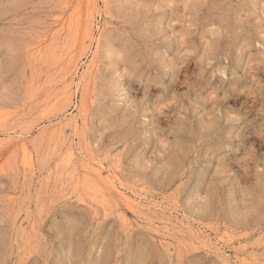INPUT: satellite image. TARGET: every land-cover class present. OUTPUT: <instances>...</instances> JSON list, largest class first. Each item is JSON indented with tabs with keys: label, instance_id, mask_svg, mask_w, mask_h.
<instances>
[{
	"label": "rangeland",
	"instance_id": "374dc122",
	"mask_svg": "<svg viewBox=\"0 0 264 264\" xmlns=\"http://www.w3.org/2000/svg\"><path fill=\"white\" fill-rule=\"evenodd\" d=\"M0 264H264V0H0Z\"/></svg>",
	"mask_w": 264,
	"mask_h": 264
},
{
	"label": "bare ground",
	"instance_id": "6f19581e",
	"mask_svg": "<svg viewBox=\"0 0 264 264\" xmlns=\"http://www.w3.org/2000/svg\"><path fill=\"white\" fill-rule=\"evenodd\" d=\"M25 155H28V154H25ZM29 158V157H28ZM112 185V184H111ZM110 187H112V186H110ZM115 186H113V188H114ZM132 200V199H131Z\"/></svg>",
	"mask_w": 264,
	"mask_h": 264
}]
</instances>
